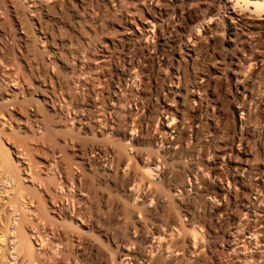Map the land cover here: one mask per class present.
Segmentation results:
<instances>
[{
	"label": "rangeland",
	"instance_id": "rangeland-1",
	"mask_svg": "<svg viewBox=\"0 0 264 264\" xmlns=\"http://www.w3.org/2000/svg\"><path fill=\"white\" fill-rule=\"evenodd\" d=\"M232 3L0 0V264H264V8Z\"/></svg>",
	"mask_w": 264,
	"mask_h": 264
},
{
	"label": "bare ground",
	"instance_id": "bare-ground-1",
	"mask_svg": "<svg viewBox=\"0 0 264 264\" xmlns=\"http://www.w3.org/2000/svg\"><path fill=\"white\" fill-rule=\"evenodd\" d=\"M230 3H232V2H234V3H232V8H234V6L236 5V4H238L240 1H242L243 2V4L246 6V7H253V9H250V12L252 13L251 15H253V14H255V13H258V11H261V10H263L262 9V7L264 8V4L262 3V2H260V1H250V0H228ZM256 15V14H255ZM260 15V14H259ZM257 17H259L258 15H256ZM243 17V16H242ZM244 18V17H243ZM232 19H234V18H232ZM245 19V18H244ZM203 20V19H202ZM211 20V19H210ZM209 20V21H210ZM209 21H207V23L209 22ZM255 21V20H254ZM198 32H200L199 30H198ZM234 34V31H233V29H230V34ZM164 46V45H163ZM250 48V47H249ZM239 71V70H238ZM242 72V71H241ZM246 89L244 88V94L246 93ZM242 109H243V107H242ZM261 109V108H260ZM76 114V113H75ZM86 116V115H85ZM87 119H88V117H86ZM85 120V119H84ZM198 120V119H197ZM87 121V120H86ZM83 123H84V121H83ZM166 125V124H165ZM170 128V127H169ZM175 134H176V136H175V139H174V142H172V144H174L175 142H178V139L181 137V135H182V133L180 132V130H176L175 131ZM171 144V143H170ZM0 164H2L1 165V168L2 169H4L5 170V172L7 173V176L10 178V179H13V180H15L16 179V177H17V170L15 169V168H13V166H12V164H11V161H10V157H9V154L7 153V151L5 150V149H3L2 148V146L0 145ZM167 175V173H164V178L166 177V179L168 178V176H166ZM172 179V178H171ZM5 182V181H4ZM181 187H179V186H175L174 185V190H176V189H180ZM220 190V189H219ZM4 192V191H3ZM4 194V193H3ZM148 195V194H147ZM140 198H142V199H145V197H143V196H139ZM219 197V196H218ZM148 199H149V201L151 202V201H155L154 199V196H153V194L151 193H149V195H148V197H147ZM150 215V214H149ZM151 219L152 220H154V218L153 217H151ZM14 226V225H13ZM152 230V229H151ZM22 244H23V246H29V245H27V241L26 240H23V242H22ZM188 251V250H187ZM152 263V262H151ZM150 263V264H151ZM154 264H155V262H153ZM152 263V264H153Z\"/></svg>",
	"mask_w": 264,
	"mask_h": 264
},
{
	"label": "built area",
	"instance_id": "built-area-1",
	"mask_svg": "<svg viewBox=\"0 0 264 264\" xmlns=\"http://www.w3.org/2000/svg\"><path fill=\"white\" fill-rule=\"evenodd\" d=\"M193 51H195V49H193ZM196 52V51H195Z\"/></svg>",
	"mask_w": 264,
	"mask_h": 264
}]
</instances>
